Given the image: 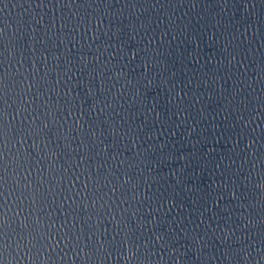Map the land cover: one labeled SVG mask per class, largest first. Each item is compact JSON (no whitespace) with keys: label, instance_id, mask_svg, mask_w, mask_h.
Listing matches in <instances>:
<instances>
[{"label":"water","instance_id":"1","mask_svg":"<svg viewBox=\"0 0 264 264\" xmlns=\"http://www.w3.org/2000/svg\"><path fill=\"white\" fill-rule=\"evenodd\" d=\"M0 74V264H264V0H0Z\"/></svg>","mask_w":264,"mask_h":264},{"label":"snow or ice","instance_id":"2","mask_svg":"<svg viewBox=\"0 0 264 264\" xmlns=\"http://www.w3.org/2000/svg\"><path fill=\"white\" fill-rule=\"evenodd\" d=\"M6 87H7V85L4 83V77L2 74H0V93H3V91ZM2 98H3L2 95H0V99H2ZM0 134H2V133H0ZM3 179H4L3 176L0 175V183H2ZM0 235H2V233H0ZM58 243H59V241H58Z\"/></svg>","mask_w":264,"mask_h":264}]
</instances>
